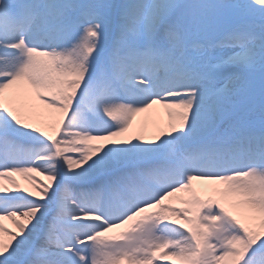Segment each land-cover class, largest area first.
<instances>
[{"label":"snow or ice","instance_id":"6c2138e0","mask_svg":"<svg viewBox=\"0 0 264 264\" xmlns=\"http://www.w3.org/2000/svg\"><path fill=\"white\" fill-rule=\"evenodd\" d=\"M0 264H264V0H0Z\"/></svg>","mask_w":264,"mask_h":264}]
</instances>
